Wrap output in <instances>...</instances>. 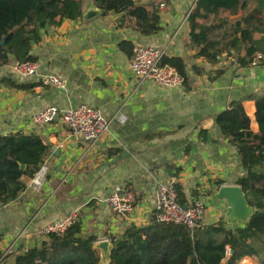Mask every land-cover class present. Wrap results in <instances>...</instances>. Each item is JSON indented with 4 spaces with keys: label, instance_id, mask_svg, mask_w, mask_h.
Masks as SVG:
<instances>
[{
    "label": "crops",
    "instance_id": "0c3cea01",
    "mask_svg": "<svg viewBox=\"0 0 264 264\" xmlns=\"http://www.w3.org/2000/svg\"><path fill=\"white\" fill-rule=\"evenodd\" d=\"M159 1L163 4L159 5L160 29L145 36L122 13L101 14L91 0H82L81 17L46 26L41 40L32 45L34 75H17L12 56L0 67V80L9 77L33 85L18 89L0 82V135L33 133L49 146L43 158L49 170L42 185L34 188L31 177L22 175L25 187L13 200L0 203V253L12 249L4 258L6 264L44 240L40 233L44 225L72 211L78 214L83 234L97 236L95 243L122 233L128 225L149 224L155 212L156 184L168 179L181 185L187 200L205 197L201 225L223 220L226 227L241 226L226 220L224 200L213 197L217 180L236 184L243 174L235 148L216 124L215 115L233 99L264 94V63L238 67L230 56H220L213 63L198 57L187 19L195 0ZM89 10H95V15L85 18ZM122 41L133 47H164L166 56L183 58L187 83L171 88L139 82L129 68L131 55L119 47ZM49 74L63 79L64 88L46 83ZM82 103L97 108L110 121L108 131L85 155L80 139L60 119L44 125L32 121L47 105L65 109ZM242 105L250 129L256 132L254 100L246 98ZM118 115L124 116L123 122ZM115 183L135 195L128 216L116 214L105 200Z\"/></svg>",
    "mask_w": 264,
    "mask_h": 264
},
{
    "label": "trees",
    "instance_id": "16d2710c",
    "mask_svg": "<svg viewBox=\"0 0 264 264\" xmlns=\"http://www.w3.org/2000/svg\"><path fill=\"white\" fill-rule=\"evenodd\" d=\"M91 1L101 14L122 13V18H128L141 35L160 29L159 0L146 4L134 0ZM81 16L82 0H0V67L8 63L10 56L18 61H35L32 45L41 40L46 26ZM187 19L190 42L198 47L196 55L208 62L230 56L238 67H245L253 63L256 53L264 54V0H195ZM256 34L260 37L255 38ZM119 47L132 55L129 42L122 41ZM162 63L176 67L187 83L183 58L164 56ZM0 82L18 89L33 86L9 77ZM246 98L255 102L256 132L250 129L242 105ZM215 122L234 146L243 171L235 183L253 208L248 222L226 227L219 220L191 230L184 224L159 221L154 212L147 225H128L120 234L107 235L111 242L108 264H237L244 257L264 264V94L231 100L215 115ZM48 150V144L33 133L0 135L1 204L13 200L25 187L21 176L31 177ZM216 184L219 187L223 181L217 180ZM175 191L178 201L184 204L187 199L177 182ZM96 240L94 234H83L77 221L64 232L49 233L39 245L17 253L12 264H99V251L93 247ZM0 264H6L4 258Z\"/></svg>",
    "mask_w": 264,
    "mask_h": 264
},
{
    "label": "built area",
    "instance_id": "2783aa9c",
    "mask_svg": "<svg viewBox=\"0 0 264 264\" xmlns=\"http://www.w3.org/2000/svg\"><path fill=\"white\" fill-rule=\"evenodd\" d=\"M163 6V4H160ZM166 56L164 47L153 45H136L132 49L129 61V68L133 76L139 81L152 82L164 87H180L184 84V78L170 64L162 63ZM263 53H256L253 63L263 59ZM13 71L21 76L34 75L37 71V64L34 61H18L12 64ZM45 82L57 88H64V80L56 74H49L45 77ZM56 119L70 130L73 137L80 139L82 143V155L93 149L109 129L110 121L105 119L100 111L88 104L82 103L61 109L55 105H47L32 117V121L38 125L49 124ZM119 122L124 121L123 115H118ZM76 166L72 165L71 170ZM49 166L43 162L40 168L31 176V185L38 188L44 182ZM110 208L118 215L128 216L132 213L135 204L133 191L125 185L115 183L112 191L105 199ZM205 197L193 196L184 204L177 199L175 191V180L168 179L158 181L155 187L154 209L156 218L166 223L184 224L189 229H195L200 225V219L205 209ZM186 205V207H184ZM78 221V214L72 211L66 216L47 223L41 229L43 239L49 233L60 234L64 230ZM12 252L11 246L0 253V259L5 258ZM229 250L227 249V254Z\"/></svg>",
    "mask_w": 264,
    "mask_h": 264
},
{
    "label": "water",
    "instance_id": "95a60500",
    "mask_svg": "<svg viewBox=\"0 0 264 264\" xmlns=\"http://www.w3.org/2000/svg\"><path fill=\"white\" fill-rule=\"evenodd\" d=\"M95 15V10L87 11L83 16L90 18ZM58 155V150H55ZM61 162L58 163V166ZM23 169L24 165L20 164ZM213 197L217 200H224L228 212L226 220L232 224L245 225L253 213V208L249 205L244 192L237 184H222L218 187ZM186 207V205H184ZM93 247L99 251V264H108L111 242L109 239L98 240L94 242Z\"/></svg>",
    "mask_w": 264,
    "mask_h": 264
},
{
    "label": "bare ground",
    "instance_id": "6f19581e",
    "mask_svg": "<svg viewBox=\"0 0 264 264\" xmlns=\"http://www.w3.org/2000/svg\"><path fill=\"white\" fill-rule=\"evenodd\" d=\"M240 263L241 264H252L251 261L247 260L246 258H244L243 260H241Z\"/></svg>",
    "mask_w": 264,
    "mask_h": 264
},
{
    "label": "rangeland",
    "instance_id": "374dc122",
    "mask_svg": "<svg viewBox=\"0 0 264 264\" xmlns=\"http://www.w3.org/2000/svg\"><path fill=\"white\" fill-rule=\"evenodd\" d=\"M205 208H206V206H205ZM248 258H249V259H248L249 261L251 260V261L255 262V264H259L255 259H253V258H251V257H248ZM238 263H239V262H238ZM238 263H237V264H238ZM251 263H252V262H251Z\"/></svg>",
    "mask_w": 264,
    "mask_h": 264
}]
</instances>
